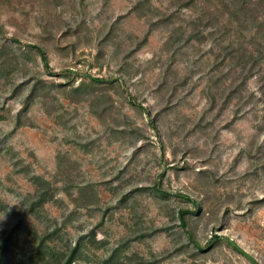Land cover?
<instances>
[{
    "label": "rangeland",
    "instance_id": "obj_1",
    "mask_svg": "<svg viewBox=\"0 0 264 264\" xmlns=\"http://www.w3.org/2000/svg\"><path fill=\"white\" fill-rule=\"evenodd\" d=\"M77 244L264 264V0H0V254Z\"/></svg>",
    "mask_w": 264,
    "mask_h": 264
},
{
    "label": "trees",
    "instance_id": "obj_2",
    "mask_svg": "<svg viewBox=\"0 0 264 264\" xmlns=\"http://www.w3.org/2000/svg\"><path fill=\"white\" fill-rule=\"evenodd\" d=\"M30 47L32 49H34V50L37 51V53L40 55L42 61L44 62L45 66L48 68L49 67V65H48V59H47V56H46L45 52L39 46H37V45L30 44ZM158 191L161 192V190H158ZM44 196L45 197H48V195H46V194H44L43 197ZM31 210L32 211H35L36 210L35 205H33L31 207ZM186 214H187V212H185V211H182L181 212V218H182V221H183V226H186V223H185V215ZM216 239H218V238L216 237ZM213 242L214 241H212V243ZM79 250H80L79 249V245L77 244L76 247L72 250V252H71L68 260L65 262V264H72L74 262V260H75V256L78 254ZM40 255H41V253L38 254V256H40ZM3 256H4V253L2 252V254H0V264H9V262L6 261V259H4Z\"/></svg>",
    "mask_w": 264,
    "mask_h": 264
}]
</instances>
